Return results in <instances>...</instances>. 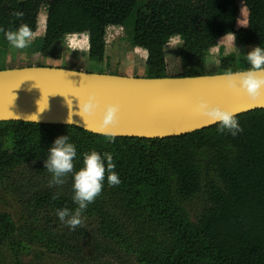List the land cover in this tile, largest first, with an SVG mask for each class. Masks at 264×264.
<instances>
[{
    "label": "trees",
    "instance_id": "trees-1",
    "mask_svg": "<svg viewBox=\"0 0 264 264\" xmlns=\"http://www.w3.org/2000/svg\"><path fill=\"white\" fill-rule=\"evenodd\" d=\"M138 1L0 0V28L27 24L34 35L43 23L38 36L42 58L58 56L61 41L68 37L74 51L86 52L90 62L101 64L105 46L117 39ZM242 5L246 25L237 28V0H147L134 15L131 40L145 52L146 77H168L164 47L172 37L182 41L177 76L235 72L233 55L220 58L217 72H207L205 65L208 52L230 36L244 54L255 45L264 48V0H242ZM18 11L23 15H14ZM0 38L5 52L9 43L2 31ZM236 119L242 131L235 136L218 132L215 124L165 139L112 137L110 142L73 126L0 122L28 135V140H14L11 149L0 146V180L29 217L16 228L0 214V248L17 255L38 245L44 248L43 264H115L120 254L133 256L136 264H202L206 258L216 264H264V109ZM48 127L64 131L76 146L74 171L83 166V153L112 154L120 184L109 186L105 179L100 194L82 212L81 218L96 216L93 229L70 230L56 215L57 209L74 210L77 205L71 174L62 185L49 186L51 174L43 160L59 134L38 130ZM203 145L211 150L206 168H214L217 181L202 176L195 164L194 152ZM169 183L183 199L203 198L195 235L174 224L165 209L158 211L159 205H169ZM96 204L103 207L95 213Z\"/></svg>",
    "mask_w": 264,
    "mask_h": 264
},
{
    "label": "water",
    "instance_id": "water-1",
    "mask_svg": "<svg viewBox=\"0 0 264 264\" xmlns=\"http://www.w3.org/2000/svg\"><path fill=\"white\" fill-rule=\"evenodd\" d=\"M90 93L97 110L79 113L80 100ZM201 98L236 116L264 109V89L250 98L238 82L227 87L224 74L147 78L43 66L0 70V122L73 126L113 138L165 139L211 127L215 123L197 110ZM106 103L119 106L114 124L100 120Z\"/></svg>",
    "mask_w": 264,
    "mask_h": 264
},
{
    "label": "rangeland",
    "instance_id": "rangeland-1",
    "mask_svg": "<svg viewBox=\"0 0 264 264\" xmlns=\"http://www.w3.org/2000/svg\"><path fill=\"white\" fill-rule=\"evenodd\" d=\"M147 0H139L137 7L133 11V15L130 20L127 21L123 28H120L117 33V39L108 43L105 46L103 62L97 64L95 62H90L88 60L86 52L74 51L69 46L68 37L64 38L60 43V52L58 56L52 58H42L39 56V48L37 42H41L42 39L38 40L40 35L43 34L44 24L38 23L36 34L32 35L31 43L28 47L24 49H17L12 46H8L6 51L0 49V70L22 68V67H60L67 68L71 70H79L89 73H109L114 75L137 77H146V71L144 66L145 52L141 49L132 46V29L134 22V15L137 11L142 10ZM239 5V17L237 21V28H242L246 25L247 12L242 5V0H237ZM43 21V17L40 21ZM39 26V27H38ZM70 40V39H69ZM175 45V46H174ZM182 41L179 37L176 39L169 40L164 47V52H166L167 67L165 74L171 77V75L177 76L180 72L179 63V52L181 50ZM235 47H234V46ZM3 43L0 38V48ZM170 48H174L170 51ZM233 55L235 57V63L233 65V70L235 72L242 71L248 67L243 48L240 42L234 41L232 36L219 42L217 47L212 48L206 57V71L207 72H217L218 64L221 57H226ZM31 65V66H30ZM137 75V76H135ZM41 132H57L59 136H63L64 131L52 130L48 128H39ZM202 137V136H201ZM95 142L92 138H87ZM204 139V138H203ZM14 140H28V135L22 133V130L18 126H11L2 124L0 125V146L3 149H11L14 145ZM211 154V150L207 145H203L200 149L194 152L195 164L202 176L205 174L211 180L216 179L214 173V168L209 166L206 168V159ZM140 167H136L139 170ZM166 181L163 180L162 185L165 186ZM171 186L169 188V205H159L158 211L161 212L163 209L167 214H172L174 218V224H179L187 234H194V226L197 217V211L203 205V198L195 199H183L175 191V186L169 183ZM165 189V187H164ZM95 200V199H94ZM97 200V199H96ZM102 205L96 204L93 211L102 210ZM0 214H6L9 219L15 224L16 228L22 226L23 222L28 220V214L26 208L22 207L17 198L13 195L11 190H9L0 180ZM82 225L80 227L86 226L87 230L93 229L96 226L97 219L96 216L92 218L82 217ZM21 241V239H19ZM30 250L24 251L20 254H16L15 250H10L8 247L0 248V264H39L37 258H42L40 264L46 259L43 256L44 248L34 245ZM15 255V256H13ZM120 260L115 264H136L135 258L133 256H122L120 254ZM64 260V259H60ZM111 260V259H109ZM202 264H216L210 259H202ZM64 264V263H61Z\"/></svg>",
    "mask_w": 264,
    "mask_h": 264
},
{
    "label": "clouds",
    "instance_id": "clouds-1",
    "mask_svg": "<svg viewBox=\"0 0 264 264\" xmlns=\"http://www.w3.org/2000/svg\"><path fill=\"white\" fill-rule=\"evenodd\" d=\"M14 15L20 17L23 12L18 11ZM0 31L3 32L9 45L14 48L24 49L31 43L32 32L27 24H20L15 30L0 28ZM244 56L248 67L235 73L225 72L226 86L231 88L238 82L239 87L250 98H256L264 89V75H261L264 73V48L259 45L252 46ZM78 107L79 113L91 115L97 110L98 101L95 95L90 93L80 100ZM118 110L117 104L106 103L100 113L102 124H114ZM197 110L207 118L209 123L218 125V132L227 131L235 136L242 131L236 119V113L232 110L211 105L202 98L197 100ZM108 139L110 142L112 137ZM76 157V146L70 142L67 135H63L52 141L47 149V157L43 160L44 168L51 174L49 186L62 185L65 177L71 174L72 200L77 207L74 210L66 207L56 210L58 219L70 230L82 225V212L100 194L105 179L109 186L120 184L118 173L114 171L116 165L111 153H99L95 150L83 153V166L74 171L73 161ZM52 198L55 199L56 196Z\"/></svg>",
    "mask_w": 264,
    "mask_h": 264
},
{
    "label": "crops",
    "instance_id": "crops-1",
    "mask_svg": "<svg viewBox=\"0 0 264 264\" xmlns=\"http://www.w3.org/2000/svg\"><path fill=\"white\" fill-rule=\"evenodd\" d=\"M177 37H172L170 40H172V39H176ZM40 39H42V37H40L38 40H40ZM36 44H37V46H38V48L40 49V46H41V43H42V41L41 42H38L37 40H36ZM175 46V45H174ZM174 50V48H170V51H173ZM165 53V62H166V67H167V61H166V52H164ZM39 56H40V53H39ZM104 59H105V56H104ZM179 59V58H178ZM31 66V65H30ZM180 73V72H179ZM178 73V74H179ZM104 74V73H103ZM105 74H109V73H105ZM176 75V74H175ZM175 75H171V76H175ZM135 76H137V75H135ZM137 77H144V76H137ZM169 77V76H168Z\"/></svg>",
    "mask_w": 264,
    "mask_h": 264
}]
</instances>
